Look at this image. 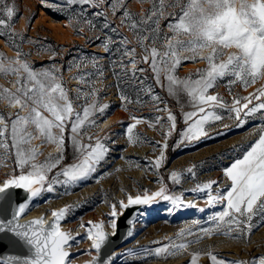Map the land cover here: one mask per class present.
I'll list each match as a JSON object with an SVG mask.
<instances>
[{"label":"snow or ice","instance_id":"6c2138e0","mask_svg":"<svg viewBox=\"0 0 264 264\" xmlns=\"http://www.w3.org/2000/svg\"><path fill=\"white\" fill-rule=\"evenodd\" d=\"M44 2L46 6L57 11L63 10L59 0ZM65 2L71 6H81L79 15L92 28L95 24L86 18L87 13L91 9H98L91 13L92 16L103 18V28L118 35V28L113 27L107 19V12L110 10L116 16L122 10L119 17L121 24H127L135 34L141 53H137L136 48H128L127 45L131 42L122 36L119 40L106 36L103 47L106 52H112V46L115 45L113 54L118 55V60L112 61V67H119L120 72L114 71L113 74L118 79L121 73L131 78L136 87L138 95L135 101L121 91L122 104L125 107L133 103L143 104L139 93H144L150 97L157 112L167 113L166 124L165 117L159 115L150 124L159 125L165 139L162 145L159 141L155 142V146L159 148V156L154 161L147 162V169L153 170L157 175L166 163L165 150L169 147L167 141L174 133L178 134L179 146L206 137L208 132L205 126L223 121L224 112L228 113V118L236 121L237 128L243 127L250 116L264 112V86L247 96L232 95L231 89L237 83L247 88L258 81H264V0H152L151 8L139 17L127 10L125 0H112L111 3L108 0ZM105 4H108L107 9L102 7ZM84 5L89 8H84ZM0 6V12L7 17L0 18V26L7 27L8 21L14 15V7L7 5L6 0H0ZM169 17L171 19L167 28L171 36L162 35L160 20ZM157 43L160 44L159 48ZM206 49L210 50V54L201 57L200 53ZM25 55L27 54L17 50L15 60H0V74L15 76L17 85L15 91L7 88L0 90V100L7 101L10 107L18 108L17 112L9 113L7 117L0 114V159L12 160L15 165L13 173L18 170V174H10L0 181V253L6 247L4 237L8 236L11 242L26 246L28 254H0V264H72L73 254L69 249L74 246L72 242L76 238L70 231L65 232L60 228L61 221L66 219L70 211L69 208L52 211L54 220L51 224L42 218L27 223L20 221L29 211L33 198L40 197L44 192L53 193L55 185H76L80 181L89 180L106 162L110 149L102 142V138H95L93 143V137L89 136L90 142L82 143L81 129L86 124H95V120L90 117L96 113L103 116L110 105H101L92 99L97 90L92 86L93 82L85 77L94 74L87 73L75 77L91 88L90 91L77 89L75 100L84 101L82 113L77 111L69 90L63 84L62 76L58 75L60 69L53 67L37 71L22 59ZM125 58H128L127 63H124ZM198 58L206 61L205 69L197 70L186 78H180L176 74L182 62L195 61ZM97 59L99 58L93 56L94 66ZM141 63L148 65V68L139 67ZM149 70L153 73L156 85L166 88L170 96L177 98L178 103L181 96L188 98L187 107L191 110L184 111L185 105L181 104L184 125L182 129L178 130L177 116L167 104L163 108L159 107L164 102L155 94L152 86H145V80H138L137 73H146ZM95 75L102 77L103 69L97 66ZM225 78H228L226 82L229 85V95H232L231 102L219 94L210 93V89ZM21 111L26 114L21 115ZM132 119L135 122L127 126L129 141L139 140L138 136L134 137L133 130L142 118L133 116ZM30 128L33 130L30 131ZM54 129L58 132H54ZM66 130L69 132L67 141ZM254 133L257 138L247 146L243 155L222 169L224 180L230 183L221 187L219 181H209L185 190L198 197L201 193L205 194L206 202L211 208L224 205L223 210L215 211L208 217L209 226L198 228L202 235H196L195 240L181 243L170 239L167 244L155 248L154 252L145 249L147 255L157 258L174 256L186 249L189 243H198L202 237L213 234L233 239L246 238L254 226L264 223V123L254 127ZM34 139L55 144L59 149L58 155L49 156L45 161L39 162L38 157L42 153L32 145ZM69 147L72 149L73 162L63 164ZM58 168L59 171L50 178L49 174ZM187 171L195 176L192 168ZM181 178L182 173L177 171L171 172L169 176L173 185H179ZM213 185H216L215 189ZM12 190H22L26 195L23 198L18 195L14 197ZM184 195L183 191L179 194L172 192L167 184H162L157 191L144 189L135 196L127 195L126 202L121 200L111 205V235H116L118 218L130 207H151L163 201L170 205L166 208V212L170 214L196 208L193 202H184ZM199 211L203 213L206 209L201 208ZM256 217H259V223L253 225L252 221ZM128 223L131 224L132 221L129 220ZM199 225L201 220L193 219L191 226L181 229L177 237L193 236V228ZM103 228L102 222H89L87 227V239L92 242L88 254L92 251L96 253L89 264H116L118 259L115 253L102 254V247L109 238ZM127 235L131 237L133 233L129 231ZM119 255L132 257L133 260L140 259V254L134 249ZM208 255L211 264H264V256L248 261H230L218 259L210 252ZM191 264H197L196 256L192 257Z\"/></svg>","mask_w":264,"mask_h":264},{"label":"rangeland","instance_id":"374dc122","mask_svg":"<svg viewBox=\"0 0 264 264\" xmlns=\"http://www.w3.org/2000/svg\"><path fill=\"white\" fill-rule=\"evenodd\" d=\"M59 2L62 11L46 6L44 0H6L7 5L14 7V15L8 21L7 27L0 26V32L3 33L0 35V60H5V62L15 60L17 50H19L27 54L22 59L34 66L37 71L42 68L50 69L53 67L60 69L58 75L62 76L63 84L74 100V106L81 113L84 101L75 100L77 89L90 91L91 88L87 84H82L75 77L93 73V76L85 77L93 82L92 86L97 90L96 96L92 99L98 104H108L110 107L103 116L96 113L90 117L96 123L91 126L86 124L81 129L82 143H89V136L93 137L91 141L93 143L95 138L99 137L102 138V142L110 151L107 154L106 162L100 166L93 178L80 181L76 185H55L54 192L42 193L40 197H37L32 208L48 213L54 207L64 206L63 208H69L70 211L62 222L83 221L88 227L89 216L93 218L102 216L104 222L110 226L111 205L126 199L129 194H137L138 191L142 192L144 189L157 191L162 184H167L174 193L185 192L186 196L183 200L187 203L189 201L186 200V197L192 193L185 190L194 188L198 183L202 184L209 181L230 183L224 180L222 169L234 159L241 157L247 146L257 138L254 127L264 123V112L250 116L247 123L241 128H237L235 126L236 121L228 118V113L224 112L223 121L205 126V130L208 132L206 137L191 143L185 142L179 146H177L178 134L174 133L167 141L169 147L165 150L166 163L157 175L153 170L147 169V162L148 160L154 161L159 156V148L155 146V142L159 141L162 145L165 139L160 126H150V124L157 115L165 117L164 123L166 124L167 113L157 112L150 97L144 93H139V98L144 101L143 104L133 103L126 107L122 104L120 100L121 91L135 101L138 95L137 90L131 78L125 77L121 73L118 79L113 74L114 71L120 72L119 67L115 69L112 67V61L118 60V55L113 54L115 45L112 46V52H106L103 47L106 36H111L113 40H119L122 36L131 42L127 45L128 48H136L137 53H141L133 31L128 28L127 24H121L119 17L122 15V10L118 11L116 16H113L110 10L107 12V19L111 21L113 27L118 28V35L110 29L103 28V18L92 16L91 13L98 9H91L87 13L86 18L91 19L95 24V27L92 28L79 15L81 6L68 5L65 0H59ZM111 2L112 0H108V3ZM125 5L130 13L139 17L151 8L152 0H125ZM83 7L89 8L88 5ZM102 7L107 9L108 4ZM0 18L7 19L2 12H0ZM170 19L171 17L160 20L162 35L171 36L167 28ZM156 46L159 48L160 44L157 43ZM208 54H210V50L206 49L200 53V56L203 57ZM93 56L99 58L95 61L96 66H94ZM127 60L128 58H125L124 63H127ZM76 64L80 66H74ZM97 66L103 69L102 77L95 75ZM130 67L131 65H129ZM139 67L148 68V65L141 63ZM206 67V61L203 59L184 61L178 67L176 74L180 78H186L190 74H195L197 70ZM137 78L138 80H145V86H152L155 94L159 95L164 102L159 104V107L163 108L167 104L177 116L178 130L182 129L184 125L181 104L185 105L184 111L191 110L187 107L188 98L181 96L178 103L177 98L170 96L166 88L156 85L151 70L146 73H137ZM227 79L219 81L213 89H210V93L219 94L229 102L232 100V95L247 96L264 86V81H258L247 88L237 83L231 86L232 95H229ZM15 80V76L0 74V90L7 88L15 91L17 87ZM17 110L18 108L10 107L7 101L0 100V114L7 117L9 113H15ZM20 114L24 115L26 112L21 111ZM133 116L142 118L133 130L134 137L138 136L139 140L129 141L127 126L135 122L132 119ZM225 125L230 127L226 128ZM29 130L32 131L33 129L30 128ZM53 131L58 132L55 129ZM68 135L69 132L66 130V141ZM32 145L37 148L38 152L42 153L38 157L39 162L45 161L49 156L55 157L59 153L55 144L42 143L41 139H34ZM65 155L66 159L62 163H72L71 147L68 148ZM14 167L12 160L0 159V181L10 174H18V170L13 173ZM189 168L193 169L195 176L187 171ZM56 171H59V168L54 169L49 174L50 178L55 176ZM173 171L182 173L179 185H173L169 180L170 173ZM96 177L100 178L96 179ZM215 186L213 185V187ZM201 194L206 199V195ZM168 207L170 205L167 202L160 201L148 208L149 211L146 213L139 212L137 214L132 231L133 235L127 243L120 247L119 254L134 249L140 254V259L133 260L132 257L118 254L116 264H125L126 261L128 264H190V258L194 255L197 257V264H211L209 252L216 255L218 259L230 261H248L264 256V223H259V217L252 221L253 225L259 223V226H254L251 234L246 238L233 239L224 235L213 234L202 237L198 243H189L186 249L174 256L157 258L154 255H147L144 252L145 249L154 252L155 248L167 244L170 239L176 240L177 243L195 240L196 235H202L198 232V228L209 226L208 217L215 211L223 210L224 205L211 208L205 203L203 209L206 211L203 213L199 211L201 208H196L178 210L170 214L166 212ZM193 219L201 220V225L193 228L194 235L178 238L177 233L181 229L190 227ZM87 227L78 241L73 243L78 251H74L72 260L82 255H88L90 251L89 246H87V243L90 244L87 239ZM72 264H76V262Z\"/></svg>","mask_w":264,"mask_h":264},{"label":"water","instance_id":"95a60500","mask_svg":"<svg viewBox=\"0 0 264 264\" xmlns=\"http://www.w3.org/2000/svg\"><path fill=\"white\" fill-rule=\"evenodd\" d=\"M13 191V196L16 197L17 195L21 198L25 197V193L22 190H12ZM133 196H135L136 194H131ZM126 202V199H122ZM121 201V200H120ZM156 204V203H155ZM154 204V205H155ZM152 205V206H154ZM151 206V207H152ZM64 206H57L51 209V212L47 215H43V213H33L27 216H23V218L21 219V223H27L30 222L32 220H36V219H44L48 224H51V222H53L54 217L51 215L52 211H59L60 209H62ZM150 207H145V206H134V207H130L128 210L124 211L122 215L119 216L118 218V225H117V232L116 235H111L112 233V228L111 226H108L105 222L102 216H98L96 218H92L89 217L87 220V224L89 225V222H93L95 224H99V223H103L104 228L103 230L109 234V238L105 244V246L102 247V254L107 255L108 253H115L119 254V249L120 247L127 243L129 241V239L131 237H128V232L129 231H133V224L135 221V218L137 216V214L139 212H141L144 209H148ZM119 211V209H118ZM111 212V211H110ZM110 214V213H109ZM131 220L132 223L129 224L128 221ZM60 228L62 231L68 232L70 231L71 234L73 235V237H75V233L73 231H71L68 227L62 225V221L60 223ZM91 241L89 244V249H91ZM4 244L6 245V247L3 249V252L0 253L2 255H9V254H14V255H27L28 254V250L27 247L24 246L21 243H13L11 242V238L8 236L4 237ZM69 251L74 254V250L71 247L69 249ZM96 253L94 251L91 252V254H88L85 257H82L80 259H78L76 261V264H89V262L93 259V257H95Z\"/></svg>","mask_w":264,"mask_h":264},{"label":"bare ground","instance_id":"6f19581e","mask_svg":"<svg viewBox=\"0 0 264 264\" xmlns=\"http://www.w3.org/2000/svg\"><path fill=\"white\" fill-rule=\"evenodd\" d=\"M223 184L224 183H220V185H221V187H223ZM216 187V186H215ZM215 187H213V189H215ZM188 194V193H187ZM213 194H215V193H213ZM186 195H184V197H185ZM183 197V198H184ZM35 200H37V198H33V200L30 202V208H29V211L24 215V216H27V215H30V214H33V213H43V215L45 216V215H47V214H49L50 212H48V213H46V212H44V211H42V210H36V209H34V208H32L33 207V205H34V203H35ZM186 200L187 201H191V202H193L195 205H196V208H205V203H207L206 202V199H204L203 198V195L202 194H199V197L196 195V194H188V196L186 197ZM36 208V207H35ZM196 208H194V209H196ZM192 210V209H191ZM147 211H149V210H147V209H145V210H142L141 211V213H146ZM142 215H145V214H142ZM89 217H92V216H89ZM93 218V217H92ZM135 224V223H134ZM134 224H133V227H134ZM62 225H64V226H66V227H68L71 231H73L76 235H75V238H76V241H74V242H72V243H76L77 241H78V239H79V237L86 231V227H87V225H85L84 223H83V221L82 222H77L76 221V223H65V222H62ZM83 225V226H82ZM90 241V240H89ZM74 245V244H73ZM85 245V244H84ZM87 246H89V243H87ZM74 247H75V245H74ZM74 251H78V248L77 247H75L74 249H73ZM86 250V249H85ZM193 255V254H192ZM85 256H87V254L86 255H82V256H80V257H78V258H76V259H74V260H72V263H75L78 259H80V258H82V257H85ZM194 256H196V255H194ZM193 257V256H192ZM192 257L190 258V264H191V260H192ZM196 260H197V257H196Z\"/></svg>","mask_w":264,"mask_h":264},{"label":"trees","instance_id":"16d2710c","mask_svg":"<svg viewBox=\"0 0 264 264\" xmlns=\"http://www.w3.org/2000/svg\"><path fill=\"white\" fill-rule=\"evenodd\" d=\"M13 48H15V47H13Z\"/></svg>","mask_w":264,"mask_h":264}]
</instances>
